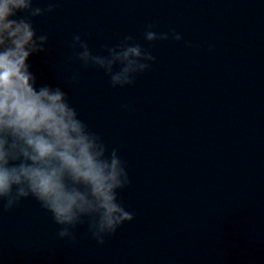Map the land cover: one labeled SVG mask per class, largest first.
<instances>
[{"label": "clouds", "instance_id": "clouds-1", "mask_svg": "<svg viewBox=\"0 0 264 264\" xmlns=\"http://www.w3.org/2000/svg\"><path fill=\"white\" fill-rule=\"evenodd\" d=\"M45 2L41 7L39 0H0V214L34 200L50 215L58 241L76 247L87 237L104 246L135 219L119 198L132 179L119 149L109 148L89 128L64 90L79 84V71L67 76L63 86L43 83L29 63L47 51L49 42L47 33L38 34L34 21L59 6V0ZM156 27L149 24L143 31L148 47L126 34L95 53L87 39L73 34L67 62L102 71L112 88L134 86L157 61L155 42L192 46L176 29ZM214 47L210 44L208 51Z\"/></svg>", "mask_w": 264, "mask_h": 264}]
</instances>
